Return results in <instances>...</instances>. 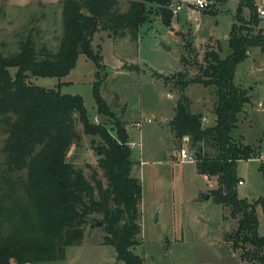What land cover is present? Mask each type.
Instances as JSON below:
<instances>
[{"label":"trees","instance_id":"16d2710c","mask_svg":"<svg viewBox=\"0 0 264 264\" xmlns=\"http://www.w3.org/2000/svg\"><path fill=\"white\" fill-rule=\"evenodd\" d=\"M165 1L127 0L126 11H121L118 0H60L63 33L56 50L36 49L34 40L27 36L17 51L0 52V129L5 133L1 148L5 171L0 177V264L64 258L68 245L81 244L84 227L92 216L103 219V242L116 250L123 264H143V256L132 249L141 230L142 184L131 174L125 124L114 118L101 96L100 75L105 66L86 32L99 27L109 36L130 32L137 39L138 28L147 20V3ZM243 7L249 9V22L257 26L260 16L254 0H239L225 57L209 48L192 78L185 79L183 72L177 71L180 78L173 84L179 95L169 124L177 140L189 137L190 146L196 148L198 172L216 180L210 196L236 219L226 241L240 250L241 260L264 264V232H258L256 212L264 195L249 201L236 191L237 160L261 155L257 146L242 142L232 131L244 104L250 102L247 90L233 80L236 64L247 55L248 47L263 46L264 39L259 31L255 35L237 33ZM163 19L170 25L171 18L165 13ZM79 53L94 64L96 110L112 120L116 135L111 134L106 121L92 122L80 94L62 93L60 80L55 87H42L30 80L31 75L61 79L75 67ZM182 60L186 63L187 57ZM193 82L214 87L215 120L210 125L202 124L201 113L190 111L185 88ZM77 122L85 134L101 138L96 151L105 183L95 171L86 177L82 168L67 159L71 144L80 139ZM204 144L216 153L208 155Z\"/></svg>","mask_w":264,"mask_h":264},{"label":"rangeland","instance_id":"374dc122","mask_svg":"<svg viewBox=\"0 0 264 264\" xmlns=\"http://www.w3.org/2000/svg\"><path fill=\"white\" fill-rule=\"evenodd\" d=\"M171 1L175 0L147 3V20L138 28L137 39L130 32L109 36L108 31L99 27L89 29L91 33L87 35L91 37L92 49L101 54V62L105 63L99 84L104 102L114 113V118L125 124L128 130H134L133 139L141 142V147H131V174L142 184L141 230L132 249L143 256V264H250L243 263L240 250L225 239L226 234L236 227V219L226 206L210 196V183L214 178H209L210 181L204 178L194 162L179 160L182 143L171 136L168 126L161 123L158 116L173 112L179 95L178 87L173 84L180 78L177 71H182L185 79L192 78L198 73L197 64L204 63V54L210 47L218 50L222 57L229 52L224 51L222 44L231 25L236 22L239 2L207 0V8L200 9L194 0H176L182 3V8L173 14L169 8ZM118 3L120 10L126 11L127 0H118ZM61 9L60 0H0V52L11 54L17 51L20 41L27 36L34 40L36 49L56 50L63 33ZM163 13L171 18L170 25L164 22ZM248 15L249 9L243 7L237 33L255 35L262 31L264 37V16L254 26ZM189 35H194L195 41L191 42ZM211 39L222 44L205 46ZM111 40L115 45H110ZM248 49L247 55L236 64L234 82L243 85L250 102L244 104L232 131L236 138L257 146L261 152L259 157L236 162V175L243 180V184L236 186L237 195L253 201L264 195V179L259 170L261 163L264 170V161L260 163L261 157L264 160V39L263 46L254 45ZM184 56L187 57L186 63L182 60ZM119 58L124 62L122 69L116 62ZM63 77L72 81L63 82L61 92L80 94L92 122H96L94 116L97 114L98 120L106 121L111 134L116 135L112 120L96 110L92 93V82L96 78L93 62L79 53L75 67ZM63 77L31 75L30 80L42 87H55ZM185 93L192 102L190 111H200L206 116L207 121L202 124L214 122V87L193 82L185 88ZM152 114L156 118H152ZM144 117H151L152 121L144 122ZM134 120L142 122L139 129L134 128ZM76 131L80 139L71 144L67 159L82 168L86 177L95 171L105 183L97 162L99 151H96L101 138L85 134L79 122ZM185 138L189 140L188 136ZM4 140L5 133L0 129V177L5 171L1 149ZM203 146L208 155L216 153L215 148ZM186 148L192 153L196 149L189 141ZM205 192L209 194L208 199L202 196ZM256 212L258 232L262 235L264 197L256 205ZM83 233L81 244L65 248L64 258L35 264H123L117 258L116 250L103 242L105 231L102 225L90 228L88 223Z\"/></svg>","mask_w":264,"mask_h":264},{"label":"built area","instance_id":"2783aa9c","mask_svg":"<svg viewBox=\"0 0 264 264\" xmlns=\"http://www.w3.org/2000/svg\"><path fill=\"white\" fill-rule=\"evenodd\" d=\"M193 3L195 4V6L197 8H200V9H205L209 5V1H207V0H194ZM255 4L257 7L256 11H257L258 16H261V17L264 16V0H257ZM169 8L172 11V13L175 14L182 8V3L178 2L176 0L171 1L169 3ZM94 119H95V121H98L97 118H94ZM145 120L151 121L152 118L151 117H145L144 122H145ZM202 121H204V122L207 121L205 116L202 117ZM141 123H142L141 121H135L133 123L134 128L139 129L141 126ZM127 145L129 146V148L134 147V146L141 147V142L140 141L136 142L134 139H130L127 142ZM179 160L182 162H195V155H194V153L190 152L189 149L186 148V144L181 145V147L179 148ZM260 161H264L263 157L260 158ZM242 182H243L242 180H239L240 184Z\"/></svg>","mask_w":264,"mask_h":264},{"label":"crops","instance_id":"0c3cea01","mask_svg":"<svg viewBox=\"0 0 264 264\" xmlns=\"http://www.w3.org/2000/svg\"><path fill=\"white\" fill-rule=\"evenodd\" d=\"M216 1H218V3H222V2H224V0H216ZM238 2H239V0H238ZM217 3V2H216ZM238 6H239V4H238ZM238 6H237V8H238ZM237 8H236V10H237ZM247 18H249V16L247 17ZM262 17L260 16V19H261ZM259 32H262V31H259ZM262 34H263V32H262ZM228 36H229V32H228V34L226 35V37H225V42H223V44H222V42H220V41H218V40H208V42L207 43H205L206 45L205 46H207V45H209V43H216V44H222V47H224L223 49H224V51L225 52H227V50H230V49H228V45H227V39H228ZM189 37H190V41L192 42V41H195L194 40V35H189ZM112 41V42H111ZM110 41V45L112 44V45H115V42L113 41V40H111ZM106 42V41H105ZM219 46V45H218ZM102 48H103V43H102ZM210 48H212V47H210ZM84 54V53H83ZM103 54V53H102ZM85 57H86V59H89V58H87V56L85 55ZM78 60V59H77ZM90 60V59H89ZM117 61V63L119 64V68L120 69H122V67H123V60L122 59H116ZM103 64H104V66H105V63H104V61H103ZM118 64L117 65H115V66H118ZM236 71V70H235ZM69 75V73L66 75V76H68ZM235 75V74H234ZM233 80H234V78H233ZM61 81V80H60ZM72 80L71 79H64V77H63V80H62V82H71ZM59 82V81H58ZM236 83V82H235ZM236 84H238V83H236ZM238 85H240V84H238ZM241 86V85H240ZM243 86V85H242ZM207 87V86H206ZM167 95L170 97L171 96V94L169 93V91H167ZM174 94H172V96H173ZM175 96V95H174ZM176 100V103H177V99H175ZM190 105H192V102H191V104ZM175 106H176V104H175ZM175 106L173 107V112L170 114V115H168V116H161V115H158L159 117H160V122L162 123H165L167 126H168V128H169V133H171V136L174 138V139H176L175 138V134L174 133H172V131H171V127H170V124H169V122L172 120V118L174 117L173 115H174V109H175ZM194 112H196V111H194ZM193 112V113H194ZM197 112H200V111H197ZM201 113V112H200ZM202 117L203 116H205V115H201ZM151 117L152 118H154L155 117V115L154 114H152L151 115ZM206 117V116H205ZM94 118H97V119H99L98 118V116H97V114L94 116ZM145 118V117H144ZM156 118V117H155ZM95 120V119H94ZM99 121V120H98ZM97 121V122H98ZM135 121H138V120H134L133 121V123L135 122ZM152 121V120H151ZM147 122H150V121H147ZM126 127V126H125ZM126 131H127V134H129V140L130 139H133L134 138V134H133V131L134 130H128L127 128H126ZM138 134H139V137L141 138V134L139 133V131H138ZM186 136H184L182 139H181V142H180V144L182 143V145L183 144H187V142H188V139H186L185 138ZM180 141V140H179ZM263 148H264V142H263ZM140 150V149H139ZM141 151V150H140ZM260 156V155H259ZM258 156V157H259ZM140 161V160H139ZM260 163H261V161H260ZM262 164V163H261ZM261 164L259 165V170L262 172V175H263V173H264V170H263V168H262V166H261ZM203 175V177L204 178H207L209 181H210V179L205 175V174H202ZM214 178V177H213ZM238 180H241L240 178H238ZM243 181V180H242ZM214 183H216V180H213L211 183H210V186H211V188L213 187V185H214ZM240 184V183H239ZM241 184H243V182L241 183ZM263 195V194H262ZM259 196H261V195H259ZM243 263H244V261H243Z\"/></svg>","mask_w":264,"mask_h":264},{"label":"water","instance_id":"95a60500","mask_svg":"<svg viewBox=\"0 0 264 264\" xmlns=\"http://www.w3.org/2000/svg\"><path fill=\"white\" fill-rule=\"evenodd\" d=\"M261 30V29H260ZM91 33V30L87 31L86 32V35H90ZM202 196L205 197V198H209V194L208 193H202ZM103 224V219L101 217H96V216H92L91 219H90V228H94V227H99ZM25 264H32V263H29V262H26Z\"/></svg>","mask_w":264,"mask_h":264}]
</instances>
